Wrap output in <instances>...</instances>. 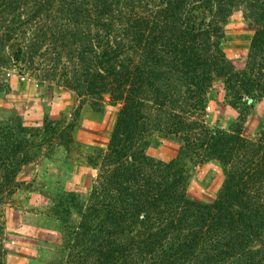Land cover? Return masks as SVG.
<instances>
[{"label": "trees", "instance_id": "16d2710c", "mask_svg": "<svg viewBox=\"0 0 264 264\" xmlns=\"http://www.w3.org/2000/svg\"><path fill=\"white\" fill-rule=\"evenodd\" d=\"M239 9L253 27L243 69L221 49L222 23ZM74 92L79 105H118L85 197L59 192V233L44 264H264V128L242 136L240 106L264 98V0H0V66ZM223 81L238 109L227 129L204 119ZM66 116L0 115V202L23 165L73 138ZM179 144L148 154L153 133ZM215 160L223 179L209 203L186 196V165ZM0 223V264L6 251Z\"/></svg>", "mask_w": 264, "mask_h": 264}, {"label": "rangeland", "instance_id": "374dc122", "mask_svg": "<svg viewBox=\"0 0 264 264\" xmlns=\"http://www.w3.org/2000/svg\"><path fill=\"white\" fill-rule=\"evenodd\" d=\"M253 27L235 9L222 23L221 49L234 69H243L247 60ZM223 80L216 78L207 91L203 112L206 122L227 129L238 119V109L223 100ZM79 105L74 92L54 86L44 79L30 77L10 61L0 66V115L69 119ZM245 112L242 136L254 138L264 128V98L252 105L240 106ZM118 105L106 97L99 108L90 102L78 107L72 142L59 146L45 157L25 164L18 174L20 182L8 200L0 202L4 264H44L54 254L59 233L53 216L54 200L59 192L72 191L85 197L95 178V158L103 150L113 127ZM178 142L161 133L149 137L147 152L162 160L172 159ZM186 196L199 203H211L221 186L223 169L215 160L187 164Z\"/></svg>", "mask_w": 264, "mask_h": 264}]
</instances>
